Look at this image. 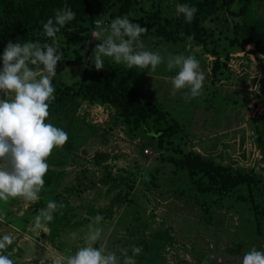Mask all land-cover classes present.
I'll list each match as a JSON object with an SVG mask.
<instances>
[{"label": "rangeland", "instance_id": "1", "mask_svg": "<svg viewBox=\"0 0 264 264\" xmlns=\"http://www.w3.org/2000/svg\"><path fill=\"white\" fill-rule=\"evenodd\" d=\"M161 1L164 14L174 15V0ZM99 30H92L83 44L82 38H74L69 58H64L68 63L57 64L55 88L75 83L84 69L96 70L93 51L100 41L93 32ZM141 39L147 50L165 57L194 55L206 76L203 94L190 100L185 99L187 90L173 94L168 77L176 72H168L165 65L151 72L104 58V66L116 69L128 85L175 120L180 134L171 146L158 149L150 145L145 131L128 133L110 107L83 101L50 118L48 122L64 129L69 139L48 158L40 200L26 204L18 197L0 202V211L6 213L0 236L14 237L5 253L14 264H56L59 256L73 255L84 245L96 215L103 217L99 226L104 228L102 242L108 251L119 257L121 248H128L131 255L132 246L142 247L134 257L136 264H242L252 248L264 251V222L257 221L249 204L238 200L246 189L222 199L202 196L186 172L168 160L194 153L231 174L264 177L254 133L258 121L254 113L264 110L258 95L264 58L246 47L228 59L222 57L216 70L215 57L199 46L189 47L187 42L156 47L150 37ZM59 45L60 51L64 44ZM50 200L65 207L54 213L49 231L33 230L34 217ZM72 232L77 233L75 239Z\"/></svg>", "mask_w": 264, "mask_h": 264}, {"label": "trees", "instance_id": "2", "mask_svg": "<svg viewBox=\"0 0 264 264\" xmlns=\"http://www.w3.org/2000/svg\"><path fill=\"white\" fill-rule=\"evenodd\" d=\"M161 0H0V57L9 41L51 43L43 33V24L54 18L55 11L68 5L76 17L57 34L64 48L61 65L68 62L70 44L74 38L86 43L99 20L108 26L112 19L126 16L131 23L148 29L156 47L189 42L201 47L219 60L252 47L250 54L264 58V0H174L197 8L191 23L183 15H166L160 9ZM233 6H237L233 10ZM175 12V10H174ZM220 25V26H219ZM95 67V66H94ZM2 68V61H0ZM107 74L108 76H106ZM55 100L50 105L49 119L73 109L76 102L108 106L113 109L128 133L143 130L150 135V145L158 149L171 146L180 134L178 123L159 106L126 83L116 69L105 65L102 70L84 69L78 81L55 88ZM259 96L264 107V75L259 81ZM48 119V120H49ZM48 120L46 122H48ZM255 145L264 163V113L255 127ZM105 160L106 156L99 157ZM177 169L184 170L193 189L202 196L227 198L246 189L238 200L249 204L258 222H264V177L254 174H231L230 171L200 156L189 153L179 160L168 159ZM97 161V160H96ZM39 206V205H37Z\"/></svg>", "mask_w": 264, "mask_h": 264}, {"label": "clouds", "instance_id": "3", "mask_svg": "<svg viewBox=\"0 0 264 264\" xmlns=\"http://www.w3.org/2000/svg\"><path fill=\"white\" fill-rule=\"evenodd\" d=\"M196 12L197 8L188 4L175 6V13L183 15L187 23L193 21ZM75 17L76 13L65 5L43 24V33L51 43L9 41L0 57V94L3 95L0 99V202L4 204L18 197L26 204L38 202L49 170L48 158L69 139L64 129L46 121L56 98L53 84L56 67L63 58L57 34ZM96 24L100 29L93 32L95 40L100 41L93 51L96 70L104 68V58H111L127 69L151 72L165 65L168 72H176L168 77L173 94L187 90L186 100L203 94L206 76L194 55L165 57L158 51L147 50L141 37L148 29L131 23L126 16L112 19L107 27H101L99 20ZM192 39L188 37L189 42ZM66 83L70 84L71 80ZM64 207L63 203L50 200L34 217L33 230L49 231L47 225L53 221L54 213ZM5 218L6 213L0 211V222ZM91 219L94 223L88 226L84 245L73 255L59 256L56 264H121V257L122 264H136L134 257L142 252V247L132 246L131 255L128 248H121L118 257L102 242L104 228L99 225L103 217L96 215ZM70 236L75 239L77 233L72 232ZM13 243L11 234L0 236V264H14L10 254H5ZM242 264H264V251L252 248L243 255Z\"/></svg>", "mask_w": 264, "mask_h": 264}, {"label": "built area", "instance_id": "4", "mask_svg": "<svg viewBox=\"0 0 264 264\" xmlns=\"http://www.w3.org/2000/svg\"><path fill=\"white\" fill-rule=\"evenodd\" d=\"M258 95H259V91H258ZM257 113H254L253 115L254 116H257L256 118H257V120L259 119V118H261L262 117V115H263V113H264V110L262 109V108H260L258 111H256ZM147 153V152H146Z\"/></svg>", "mask_w": 264, "mask_h": 264}]
</instances>
